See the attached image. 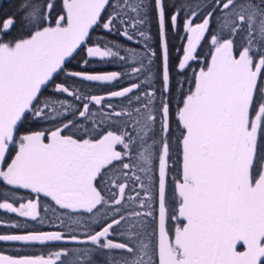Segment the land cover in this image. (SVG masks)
<instances>
[{
	"label": "snow or ice",
	"instance_id": "6c2138e0",
	"mask_svg": "<svg viewBox=\"0 0 264 264\" xmlns=\"http://www.w3.org/2000/svg\"><path fill=\"white\" fill-rule=\"evenodd\" d=\"M4 16L0 186L34 196L0 210L40 227L0 217V243L44 254L0 264H264V0H20Z\"/></svg>",
	"mask_w": 264,
	"mask_h": 264
},
{
	"label": "trees",
	"instance_id": "16d2710c",
	"mask_svg": "<svg viewBox=\"0 0 264 264\" xmlns=\"http://www.w3.org/2000/svg\"><path fill=\"white\" fill-rule=\"evenodd\" d=\"M20 0H0V18H6L4 16L5 13L12 15L16 12L17 6L19 5ZM151 32L155 36L158 32L157 25L155 21H153ZM99 35L98 33H94V36ZM110 39L113 40H119L124 43H126L129 46L137 47L133 42L131 41H125V38L122 36H117L115 33H113L110 37ZM181 47V41L173 34H169V48H170V54L175 60L177 56L180 55V53L177 51ZM203 54H206L208 51L207 46H205L202 50ZM123 55V52L121 53ZM111 61V62H110ZM79 62V57L72 61L73 64H77ZM129 63H131V60H129ZM196 64H193V69L196 68ZM89 70H95V71H120L121 70V63L118 60H112V58H106L105 60L101 61L99 58H96L93 60V62L89 65ZM192 72H188V76H191ZM171 175H175V173H171ZM169 189V207H175V204L173 203V197H172V183L169 181L168 185ZM17 196H26L31 197L34 196V194L30 193V190H20L17 193H11L3 188V186H0V202H3L4 197H12L13 199ZM41 205L46 209V211H42V216L47 217H53L55 215H60V210L53 208L50 206V198H44L41 197ZM0 217H2L4 220H16L18 217V214H13L10 211L5 212L4 210H0ZM21 220L27 219L28 220V228L31 229L35 222L31 221L30 218H19ZM36 227H40L39 225H35ZM42 230L48 231L53 230L51 227H49L47 220L42 227ZM13 231L12 229L6 228V227H0V233H10ZM24 242H8V243H0V253L4 255L9 256H18V255H42L44 254V249L40 246L37 247H24ZM63 247V244L60 245Z\"/></svg>",
	"mask_w": 264,
	"mask_h": 264
},
{
	"label": "rangeland",
	"instance_id": "374dc122",
	"mask_svg": "<svg viewBox=\"0 0 264 264\" xmlns=\"http://www.w3.org/2000/svg\"><path fill=\"white\" fill-rule=\"evenodd\" d=\"M1 254V253H0ZM4 255V254H3ZM5 256H9V255H5Z\"/></svg>",
	"mask_w": 264,
	"mask_h": 264
}]
</instances>
